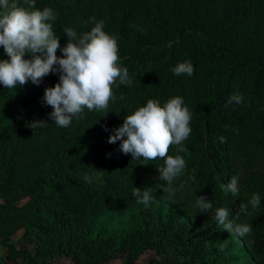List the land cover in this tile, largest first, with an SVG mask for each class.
I'll list each match as a JSON object with an SVG mask.
<instances>
[{
  "label": "trees",
  "instance_id": "16d2710c",
  "mask_svg": "<svg viewBox=\"0 0 264 264\" xmlns=\"http://www.w3.org/2000/svg\"><path fill=\"white\" fill-rule=\"evenodd\" d=\"M35 7L53 10L61 48L68 42L63 29L80 36L103 21L132 83L117 80L107 110L85 109L66 128L53 123V109L43 102L58 73L38 86L0 85V264H137L147 253L145 264H231L227 248L213 249L234 235L216 222L219 208L229 209L235 223L251 225L241 246L254 264H264V0H36ZM186 61L193 75H175L172 69ZM233 94L244 101L228 104ZM177 96L192 113V131L186 152L170 147L168 155L186 161L170 195L159 177L164 160L133 159L120 151L121 141L108 138L149 99L163 106ZM37 120L49 124L27 127ZM233 177L236 195L224 188ZM134 188L149 191V203L177 206L188 219L137 203ZM253 194L261 200L256 209L249 204ZM199 196L212 208L196 207ZM240 204L247 214L236 218ZM126 214L123 233L106 232V218Z\"/></svg>",
  "mask_w": 264,
  "mask_h": 264
},
{
  "label": "clouds",
  "instance_id": "9594fccd",
  "mask_svg": "<svg viewBox=\"0 0 264 264\" xmlns=\"http://www.w3.org/2000/svg\"><path fill=\"white\" fill-rule=\"evenodd\" d=\"M23 3L27 7L18 0H0V47L8 57L0 60V85L6 89H17L31 81L38 86L42 78L50 73H58L59 82L45 89L43 102L53 109L49 116L59 127H68L73 118L83 119L85 109L107 110L114 96L112 86L116 81L119 80L122 85L131 84L132 81L128 69L119 66L117 40L104 31L103 21L96 22L91 31L80 36L72 28L63 29L68 42L61 48L51 23L56 19L53 10L37 9L36 0H23ZM58 50L62 52V58L56 55ZM26 56L31 58L25 59ZM172 71L177 76L186 74L190 77L194 68L190 61H186L177 64ZM243 101V94H233L228 104L240 105ZM191 120L192 113L182 97L171 98L163 106L158 100L149 99L145 106L125 117L123 125L109 136L108 143L121 141L120 151L131 154L133 159L164 160L165 166L158 171L160 179L166 181L167 186L162 185L161 188L175 195L176 189L172 183L183 174L186 161L181 155L168 153L173 145L178 146V153L187 151L183 142L191 134ZM48 124L46 120H37L27 127L34 131ZM220 141L224 143L225 138L220 137ZM84 179L91 183L87 175ZM189 179L194 181L195 176ZM180 187L183 188L184 184ZM224 188L236 195L239 192L237 178H231ZM133 195L139 204L147 205L153 199L147 190L134 188ZM260 203V196L253 194L249 201L252 208H258ZM196 207L202 212L207 211L212 208V202L199 196ZM247 210L246 204H240L236 218L241 213L247 214ZM229 216L230 210L227 208L216 211L215 220L223 226L224 231L239 237L251 234V225L237 224Z\"/></svg>",
  "mask_w": 264,
  "mask_h": 264
},
{
  "label": "rangeland",
  "instance_id": "374dc122",
  "mask_svg": "<svg viewBox=\"0 0 264 264\" xmlns=\"http://www.w3.org/2000/svg\"><path fill=\"white\" fill-rule=\"evenodd\" d=\"M150 208H158L162 212V214L167 217L172 214L180 215L181 217L188 219L186 214L181 212L177 206L170 204L169 202L161 201V202H154L147 204ZM127 214L126 215H116L110 216L106 218V232L108 233H116L121 234L125 230L127 221H128ZM21 233L19 232L16 236L13 237V242H18ZM27 244V243H26ZM28 245V244H27ZM241 238L237 235H233L232 238L226 239L223 242H219L213 245V249L217 251H223L227 248V256L232 259L234 262L231 264H254L252 258L250 257L249 252L247 251L246 247H242ZM152 253H147L143 255L137 262V264H145L146 259ZM5 251L2 247H0V258L4 259ZM122 259H116L108 263L104 264H120ZM53 264H72L69 260L65 259H56L53 260Z\"/></svg>",
  "mask_w": 264,
  "mask_h": 264
}]
</instances>
